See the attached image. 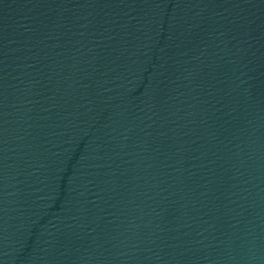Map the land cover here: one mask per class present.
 Masks as SVG:
<instances>
[{"label": "water", "instance_id": "95a60500", "mask_svg": "<svg viewBox=\"0 0 264 264\" xmlns=\"http://www.w3.org/2000/svg\"><path fill=\"white\" fill-rule=\"evenodd\" d=\"M0 264H264V0H0Z\"/></svg>", "mask_w": 264, "mask_h": 264}]
</instances>
